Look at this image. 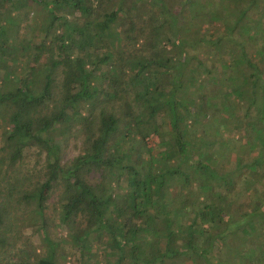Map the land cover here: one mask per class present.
Listing matches in <instances>:
<instances>
[{
	"label": "trees",
	"instance_id": "16d2710c",
	"mask_svg": "<svg viewBox=\"0 0 264 264\" xmlns=\"http://www.w3.org/2000/svg\"><path fill=\"white\" fill-rule=\"evenodd\" d=\"M0 122V264H264V0H0Z\"/></svg>",
	"mask_w": 264,
	"mask_h": 264
},
{
	"label": "rangeland",
	"instance_id": "374dc122",
	"mask_svg": "<svg viewBox=\"0 0 264 264\" xmlns=\"http://www.w3.org/2000/svg\"><path fill=\"white\" fill-rule=\"evenodd\" d=\"M177 2V0H176ZM25 9L23 11V15L24 14H27L28 15V19L26 21H23L22 22V25H24L26 22H28L29 25H38L40 23V20L39 18L44 15V10H42L41 6L39 4H34L32 3L31 1L28 2L26 5H25ZM30 30V29H29ZM34 35V36H40V34L38 32H34V31H30V35ZM30 35L26 37V39H29L30 38ZM25 38V36H24ZM39 39H37L38 41ZM31 54V51H29L27 53V55H30ZM16 55V54H15ZM20 62H21V66H28V65H31L32 63L27 60V59H20ZM23 63V64H22ZM44 64V56H42L40 58V61H39V64L37 65L38 67L39 66H42ZM46 106L47 108H52V105L50 103H46ZM2 129H3V124L0 122V148L2 147V142H3V139H2ZM70 132L69 130V127H61L59 128L58 130V133H62V135H67L68 133ZM59 143V147H60V155H61V158H62V161L63 163H67L68 161H70L73 157L76 156L77 154V141H75L73 138H70L68 140H61ZM241 149V154L245 152V150L243 148H240ZM26 153H27V158H25V163L23 166L20 167L22 173L25 171V169H29L31 166L34 165V161H35V155H34V147L26 150ZM248 205L250 203H252L251 201H247L246 202ZM65 231V230H64ZM63 229L62 228H57L56 230V235H57V239L60 238L62 235H63ZM61 235V236H60ZM263 239H264V236H263ZM34 244L36 246L39 245V240L36 239L34 241Z\"/></svg>",
	"mask_w": 264,
	"mask_h": 264
}]
</instances>
